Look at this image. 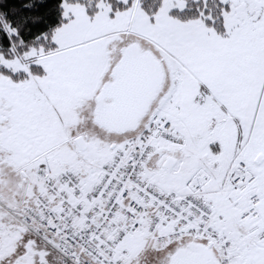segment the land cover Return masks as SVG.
Returning a JSON list of instances; mask_svg holds the SVG:
<instances>
[{
	"label": "snow or ice",
	"instance_id": "6c2138e0",
	"mask_svg": "<svg viewBox=\"0 0 264 264\" xmlns=\"http://www.w3.org/2000/svg\"><path fill=\"white\" fill-rule=\"evenodd\" d=\"M0 264H264V0H0Z\"/></svg>",
	"mask_w": 264,
	"mask_h": 264
}]
</instances>
